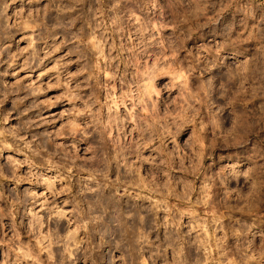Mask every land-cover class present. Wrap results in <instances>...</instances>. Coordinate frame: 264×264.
<instances>
[{"label": "rangeland", "instance_id": "1", "mask_svg": "<svg viewBox=\"0 0 264 264\" xmlns=\"http://www.w3.org/2000/svg\"><path fill=\"white\" fill-rule=\"evenodd\" d=\"M0 264H264V0H0Z\"/></svg>", "mask_w": 264, "mask_h": 264}]
</instances>
